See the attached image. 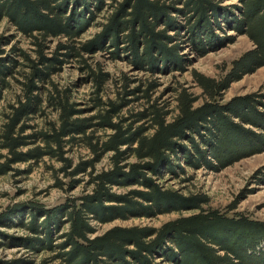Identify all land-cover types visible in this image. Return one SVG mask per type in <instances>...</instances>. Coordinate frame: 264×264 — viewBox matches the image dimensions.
<instances>
[{
    "label": "trees",
    "instance_id": "obj_1",
    "mask_svg": "<svg viewBox=\"0 0 264 264\" xmlns=\"http://www.w3.org/2000/svg\"><path fill=\"white\" fill-rule=\"evenodd\" d=\"M240 1L231 27L246 35L253 47L232 62L222 79L193 71L205 101L194 106L196 98L182 88L176 98L177 113L168 120L170 111L152 99L158 86L155 80L130 88L129 75L112 76L100 61H90L93 54L104 52L111 61L126 59L150 74L182 71L183 57L175 42L182 25L173 14L184 17L188 35L199 33L195 43L192 36L188 42L204 55L212 46L202 34L218 15H224L225 7L214 0H112V11L101 29L79 42L76 39L93 18L92 9H101L103 0H0V21L6 19L29 44L26 49L14 44L6 51L3 46L14 36H0V99L5 97L3 91L10 94L0 111V150L4 151L0 174L15 170V164L47 158L59 164L48 166L59 189L75 188L80 174L87 175L92 186L90 192L51 207L20 203L3 216L5 222L17 217L32 234L23 239L27 247L52 253L36 264H157L153 261L157 254L172 264H264V222L204 211L199 207L204 198L163 190L155 180L165 170L174 174L180 168L178 157L190 166L221 169L264 151V112L256 108L255 95L221 102L231 82L264 66V0ZM54 39L58 40L51 49ZM73 61L82 65L92 84L82 102L74 98V86H62L54 79L63 65ZM109 83L113 98L107 95ZM137 92L145 105L123 114ZM83 104L93 114L82 116ZM245 124L262 132L248 130ZM78 149L87 156L74 161ZM106 155L109 168L97 172L95 165ZM132 157L135 162L129 160ZM134 184L145 189L131 190V197L111 191L113 185ZM111 202L116 204H107ZM181 208L198 212L158 229L115 226L90 236L91 221ZM64 220L66 230L54 236ZM56 237L62 240L54 242Z\"/></svg>",
    "mask_w": 264,
    "mask_h": 264
},
{
    "label": "rangeland",
    "instance_id": "obj_2",
    "mask_svg": "<svg viewBox=\"0 0 264 264\" xmlns=\"http://www.w3.org/2000/svg\"><path fill=\"white\" fill-rule=\"evenodd\" d=\"M214 1L225 7L221 9L225 13L222 14V17L218 15V18L216 17L212 22L213 24L211 23L210 28L202 34L212 46L204 55H198L188 42V38L192 36L195 43L199 33L196 37L193 34L188 35L187 22L184 17L180 14H173L182 25L176 37L177 39H175V42L179 45V54L183 57L184 69L182 71L171 70L150 74L145 70L134 68L126 59L111 61L106 58L104 52H96L90 61L93 63L100 61L112 76H118L121 72L129 75L132 78L130 88L137 85L143 87L142 85L147 80H155L158 86L152 92V99L170 111L167 119L172 120L177 113L175 108L177 94L182 88H186L196 98L194 106H198L205 101L201 88L194 80L193 71L215 79H222L231 68L232 62L253 47V43L246 35L240 34L231 27L233 20L231 18L239 14L238 8L242 6V1ZM112 3V0H103L101 9H92L93 18L90 25L79 35L77 41H85L101 29V24L105 22L107 15L112 11ZM162 28L163 26H159L157 29ZM206 32L208 33L206 34ZM167 33L174 34L173 31ZM0 36H14L7 45L3 46L6 51L14 44L25 49L29 47L28 40L17 33L6 19L0 21ZM57 40L54 39L50 42L51 49L54 48ZM59 40L63 41L64 38ZM81 66L76 61L65 64L54 77L62 86H74V98L79 102L85 101L92 90L88 73ZM106 91L108 97H114L112 84L107 85ZM1 94L5 97L0 99V111L10 98L8 92L3 91ZM139 95L140 92L133 95L132 102L123 110V114L126 113L127 109L139 110L145 105V101L139 98ZM246 95H255L254 97L258 100L256 108L264 112V66L257 68L252 73L245 74L237 81L231 82L223 91L221 102L225 103L234 97ZM87 106L88 104L81 105L84 108L82 116L93 114V111H89ZM244 128L262 132L251 124H245ZM0 153H4V151L0 150ZM73 156H75L74 161H77L79 157H86L87 155L85 150L78 149ZM178 159L176 162L180 168L174 174L165 170L159 179H155L163 190L173 191L185 197L204 198L205 201L199 205L204 211L215 210L232 217L242 216L264 222V151L243 157L221 169L206 165L200 167L190 166L185 163L183 158L178 157ZM129 160L136 161L133 157ZM207 160L215 165L216 161L212 157H207ZM49 164H53L55 167L59 166L58 163L44 158L37 163L15 164V170L0 174V264H36L52 254L47 249L37 251L27 247L23 239L31 237L32 234L20 225V220L17 217L10 218L9 221L5 222L3 216L12 211L14 212L15 209L20 207V203L34 201L43 204L45 207H51L64 202L67 197L78 196L81 193L90 192L92 189V186L88 183V176L81 174L76 177L80 178V183L75 188L72 190L59 189L55 186L52 171L48 167ZM108 168V155L104 156L95 165L97 172ZM18 170H21V172ZM144 189L143 186L136 184L129 186L113 185L111 187L113 193L128 197H131V190ZM133 199L147 204L136 196H133ZM107 204H116V202ZM197 212L198 209L196 208H181L153 215H139L138 212H135V214L126 218H116L106 222L91 221L94 233L90 236L101 235L115 226L158 229L167 222ZM24 217H27V215ZM66 228L67 223L64 220V224L58 228L54 236L61 234ZM61 240V238L56 237L54 242ZM159 255L157 254L153 258L155 263L172 264Z\"/></svg>",
    "mask_w": 264,
    "mask_h": 264
}]
</instances>
